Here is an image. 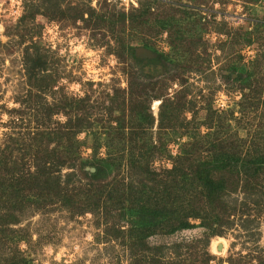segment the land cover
Returning <instances> with one entry per match:
<instances>
[{"label":"rangeland","instance_id":"374dc122","mask_svg":"<svg viewBox=\"0 0 264 264\" xmlns=\"http://www.w3.org/2000/svg\"><path fill=\"white\" fill-rule=\"evenodd\" d=\"M158 1L150 3L154 15L142 24L122 22V15L135 16L144 0H0V150L33 129L34 113L39 118L46 108L58 112L61 98L87 96L99 112L100 106L121 101L115 91L126 96L128 79L155 89L148 107L154 123L146 134L160 146V155L145 159L144 167L156 172L172 167L167 158L188 141L190 130L181 128L186 123L196 127L201 140H211L219 125V137L228 144L248 140L264 122V0ZM24 15L28 17L20 21ZM76 15L82 18L75 20ZM164 21L168 24L163 28ZM121 43L132 46L134 54L121 56ZM144 43L156 53L143 50ZM26 48L31 56L36 51L44 55L42 106L26 97L35 92L26 73ZM232 66L239 74L229 70ZM243 67L249 79L240 72ZM134 92L130 107L140 110V92ZM165 104L177 107V112L159 131ZM256 105L258 112L252 110ZM52 121L55 127L64 119L54 114ZM77 139L84 142L82 157L89 158L91 142L84 134ZM20 154L16 150L13 157ZM99 154L104 155L103 148ZM72 171L64 167L60 174L63 178ZM254 194L258 206L240 191L225 198L250 205L248 215L235 217L222 236L207 239L206 229L195 221L192 229L149 237L155 264L183 259L203 264L207 251L208 264H249L252 255H264V193ZM96 219L59 206L27 209L12 227L16 233L0 236V256L17 249L23 264H130V251L116 240H106ZM20 237H26L25 242H19Z\"/></svg>","mask_w":264,"mask_h":264},{"label":"trees","instance_id":"16d2710c","mask_svg":"<svg viewBox=\"0 0 264 264\" xmlns=\"http://www.w3.org/2000/svg\"><path fill=\"white\" fill-rule=\"evenodd\" d=\"M144 1L145 5H140L135 16L123 14L122 22L127 19L132 23L147 22L154 15L150 3L159 1ZM26 17L24 15L20 21H25ZM30 18L33 19L34 14ZM79 18L82 15H76L74 19ZM164 22L163 28L168 24V21ZM247 42L249 46L250 37ZM30 46L36 47L32 43ZM143 47L156 53L147 43ZM119 52L121 56L134 54L133 47L124 43L120 44ZM43 56L39 51L31 56L28 48L25 50L28 82L34 84L35 89V92H27V99L39 101L41 98ZM229 70L239 74L238 68L232 66ZM240 72L247 73L250 78L247 68H241ZM134 91L140 92V110L130 107L129 99L136 97ZM154 91L153 84L142 87L128 79L126 96L124 91L123 94L115 91L116 95L120 92L121 101H108L110 104L100 106L99 112L85 96L81 99L61 98L58 112L46 108L39 118L34 113L36 124L33 129L21 133L23 137L14 138L17 141L0 150V236L7 238L16 233L12 227L18 225L19 216L25 210L59 206L73 215L91 213L96 217V226H100L106 240H116L130 251V264H155L153 249L147 244L149 237L192 229L195 221L206 229L207 239L222 236L235 217L248 215L249 203L237 205L225 199L238 191L248 200L252 198V204L258 206L260 200L254 192L264 193V122L248 140L237 139L235 146L219 137L220 125L216 126L211 140L205 141L197 137L196 127L186 123L181 128L190 130L187 131L188 141L180 145L176 156H168L170 169L156 172L142 165L145 159L160 155V146L146 134L154 123L148 112L150 101L156 97ZM39 104L40 101L37 106ZM166 105L159 116V131L166 128L163 121L171 124L177 112V107ZM39 108L37 113L41 112ZM252 110L258 112L257 105ZM241 112L247 111L243 108ZM263 113L264 110L260 115ZM54 114L64 119L55 127ZM80 134L91 142L89 158L80 153L84 145L77 139ZM102 148L103 156L99 154ZM16 150L21 154L13 157ZM203 152H207L205 157ZM64 167L73 171L62 178L60 173ZM87 167L93 168V172L85 170ZM25 238L18 240L25 242ZM4 256H0V264L26 262L17 249L12 255ZM252 256L247 263L255 260L257 264H264V255ZM210 260L207 251L203 264ZM234 262L232 264L246 263ZM167 264L196 263L183 259Z\"/></svg>","mask_w":264,"mask_h":264},{"label":"water","instance_id":"95a60500","mask_svg":"<svg viewBox=\"0 0 264 264\" xmlns=\"http://www.w3.org/2000/svg\"><path fill=\"white\" fill-rule=\"evenodd\" d=\"M142 49H143V50H146V49H144V48H142ZM90 171L93 172V169H90Z\"/></svg>","mask_w":264,"mask_h":264},{"label":"bare ground","instance_id":"6f19581e","mask_svg":"<svg viewBox=\"0 0 264 264\" xmlns=\"http://www.w3.org/2000/svg\"><path fill=\"white\" fill-rule=\"evenodd\" d=\"M216 248V247H215Z\"/></svg>","mask_w":264,"mask_h":264}]
</instances>
